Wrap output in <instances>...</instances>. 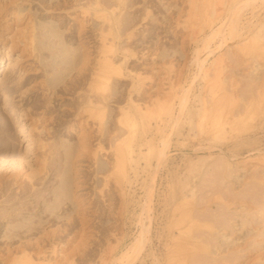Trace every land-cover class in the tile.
Segmentation results:
<instances>
[{"label":"rangeland","instance_id":"obj_1","mask_svg":"<svg viewBox=\"0 0 264 264\" xmlns=\"http://www.w3.org/2000/svg\"><path fill=\"white\" fill-rule=\"evenodd\" d=\"M72 1L17 2L21 3L19 7L23 10L22 15H30L25 24L20 23V29L32 27L29 31L35 30V53L27 50L22 54L19 51L18 55L13 56L11 60L15 63L18 58L30 59L24 63L27 75L22 78L16 69L7 82L9 91L0 88V253H5L10 248L12 257L19 255L18 246L30 248V251L26 250L29 253L32 250L36 252L39 248L48 252L46 260L35 261L34 258L32 264H128V259L129 264H171L168 255L174 247L173 239H168V224L172 211L178 204L176 210L183 211H175L176 218L183 213L189 215L190 211V215L195 213V218L201 217L204 220L205 217V221L198 219L199 224L208 223L207 229L202 228L204 225L201 229L207 232L206 236L208 232L211 233L207 239L203 236L209 243L205 241L202 245L209 252L206 249L205 252L201 251L203 248L200 246L197 250H200L198 258L204 253L207 258L211 254L209 258L212 261L209 260V264H216L212 263L215 260L218 261L217 264H221L222 260L225 262L226 259L222 258H227V254L229 260H226V264H232L233 261L237 262L233 264H264V0H256L254 3L249 0L243 3L244 6L241 4L244 0H124L121 7L111 8L110 5V10L116 12L109 16L112 22L110 26L113 28L108 27L106 20L92 16L89 24H86L87 30L82 29L80 21L74 20L73 16L76 12L80 13V7L73 8ZM62 4L61 10L59 8ZM239 4L242 8L245 5L248 7L242 12ZM238 8L241 9V14ZM28 23L31 25H27ZM247 28L252 33L248 34ZM215 31L218 33L213 36ZM104 40L108 45L110 42L112 50L103 54L114 63V70L106 86L95 77V72L98 71L96 69L104 56ZM5 45L0 40V47L4 51L10 46ZM211 50L213 53L209 52ZM29 52L33 54L32 58ZM205 52L210 55H207L205 68L199 71L198 58L205 56ZM87 53L89 61L86 59ZM0 75V79H3L4 72ZM93 86L96 90L89 94L88 89ZM98 86L101 87L100 90ZM188 87H192V90ZM95 94L96 97H93ZM84 95V99L87 95H92L93 102L102 98V104L99 99V103L95 101V106L96 111L100 109L104 113V116L97 113L94 119H90L91 122L89 120L87 129L85 128L89 133L88 137L91 135V139L84 140L88 144L90 157H78L82 148L78 144L81 133L79 128L69 129L71 119L74 122L76 119L80 122L86 120L87 116L76 111V104L84 101ZM184 99L188 103L186 114L189 115L182 116L183 120L176 127L178 131L172 128V121L168 122V127L161 126L162 129L165 127L164 134L168 135L170 132L172 138L170 148L166 150L167 160L163 162L166 165L162 163L158 166L159 171L155 172L158 151L163 148L162 140L165 139V136L162 137L163 132L161 134V129L160 132L155 130L156 138L152 145L156 146L157 155H151L147 145L142 150L145 155H140V142H128L124 130L121 129V112L133 104L146 106L148 112L145 117L156 125L155 118L159 114L166 120L170 119L169 115L173 111L178 115ZM11 108L14 112L27 109L30 113L17 120ZM33 110L36 111L31 114ZM70 112H74V115ZM140 120L137 116L136 121ZM32 121L36 122L35 127L38 129L35 128L34 133L47 144L44 150L37 147L39 152L33 149V153L40 156L47 151L43 155L46 160L45 167L38 163L30 167L25 161L30 159L24 158L28 142L18 135L21 126L26 123L28 129H32ZM38 126L43 127L39 129ZM161 138L163 139L160 140ZM158 146L161 149L158 150ZM67 147H72V150ZM93 153H96L95 157ZM35 159L33 156L31 161ZM114 167L119 171H113ZM13 168L18 173L11 176L8 172ZM155 175L157 197L155 196L152 203L148 194H151L149 191L154 184ZM108 176L113 178L111 180L110 177L108 186L104 188ZM120 177L121 181H117ZM74 178L88 180L89 184L81 192L93 204L88 214L93 225L86 232L81 231L79 208L72 196L75 190L72 182ZM204 182L209 184L208 187L203 185ZM173 193L180 194L179 200L171 198ZM217 195L218 200L215 197ZM219 195H222L221 198ZM170 199L174 203L171 204L173 201ZM223 200L224 205L221 204ZM184 201L191 204L187 206L188 202L185 204ZM228 205L230 207L226 209ZM203 207L207 210L204 211ZM146 208L149 210L145 212ZM199 209L204 211V217L203 214H196ZM70 219L76 221L74 226L68 225ZM209 223L216 228H210L214 232L209 231ZM143 225L149 231L146 234L148 243L145 242V249L136 252L134 248ZM223 225H227V228ZM236 245L242 246V252L240 250L236 253L239 249ZM188 247L186 251L192 257V254L197 253L193 248L199 246ZM222 251L226 253L225 256L221 254ZM136 253H139L138 256ZM214 253L217 254L215 257ZM18 255L14 257L19 258ZM47 255H51V258ZM0 264L7 263L0 260Z\"/></svg>","mask_w":264,"mask_h":264},{"label":"bare ground","instance_id":"obj_2","mask_svg":"<svg viewBox=\"0 0 264 264\" xmlns=\"http://www.w3.org/2000/svg\"><path fill=\"white\" fill-rule=\"evenodd\" d=\"M18 1H21V0H10V1H7V0H0V40H2L3 42H4V44H6V45H10V46H8L7 48H6V50L4 51V48L2 47H0V58H1V60H2V62H0V68H4L5 67V69H3V70H1L0 69V73L1 72H4V75H3V79H0L1 81H0V88H2L3 90H8L9 91V84L7 83L9 80H10V78H11V74H12V72L14 71V70H18V72H20L19 74H21V76H22V78H24V76L23 75H27V73H26V70H27V68L24 66V63H27L30 59L29 58H26V60H23V59H21V58H18V59H16V61H17V63H15L14 61H12L11 59L13 58V56H15L19 51H21L22 52V54L23 53H25L27 50H31V53L35 50V48H34V43H35V34H34V32H35V30L34 29H36V28H34L33 30L34 31H29V29H30V27H29V29L27 28V29H20V26H21V24L23 23V24H25L26 23V21H27V19L28 18H30V15L29 14H25V15H22V11L23 10H21L20 9V7H19V4H21V3H17ZM30 1V0H29ZM249 0H244L241 4H245V3H247ZM253 2V1H256V0H250L249 2ZM12 2V3H11ZM25 2V1H24ZM26 2H27V0H26ZM82 2V3H81ZM123 2H124V0H73L72 1V7L73 8H77V7H80V13H78L77 14V12H76V15H74L75 13V10H74V20H76V21H80V24L79 25H81V27H82V29L83 30H87V26H86V24H89V22H90V20L92 19L91 17L92 16H98V18H102V19H104V20H106V22L109 24V26L108 27H110V28H113L112 26H110L111 24H112V22H111V19L109 20V16H110V14H115L116 12H115V10H110V5H112L111 6V8H113V6H116V7H121L122 5H123ZM254 3V2H253ZM23 4V3H22ZM64 4H65V7H67L66 6V2H64ZM244 4H243V6H244ZM25 5V4H24ZM68 6H69V4H67ZM248 5H250V3L248 4ZM248 5H245V7L244 8H242L243 6H241L240 7V4H239V7L242 9V12H243V10L246 8V6L248 7ZM26 6V5H25ZM62 6H63V4L61 5V7L59 8V9H61L62 8ZM70 8V9H73V8ZM69 7H67V9H68ZM240 8H238L239 9V13L241 12V9ZM237 9V10H238ZM62 10V9H61ZM65 10V9H64ZM69 10V9H68ZM239 13H237V14H239ZM24 14V13H23ZM241 14V13H240ZM54 15V14H53ZM70 15V14H69ZM52 16V15H51ZM72 16V15H71ZM55 18V17H54ZM58 18V17H57ZM71 19H72V17H71ZM235 19V18H234ZM237 19V18H236ZM73 21V20H72ZM235 21H237V20H235ZM32 22V21H31ZM30 22V23H31ZM75 22V21H74ZM229 22H230V20H229ZM232 22V21H231ZM252 22V21H251ZM21 23V24H20ZM30 23H28L27 25H29ZM114 23H115V21H114ZM250 23V22H249ZM104 24V23H103ZM106 24V23H105ZM225 24H227V23H225ZM235 24V23H234ZM31 25V24H30ZM228 25V24H227ZM224 26H226V25H224ZM80 27V28H81ZM106 27H107V25H106ZM237 27V26H236ZM245 27H247V26H245ZM251 27V26H250ZM249 27V28H250ZM26 28V27H25ZM105 28V27H104ZM253 28V27H252ZM252 28H251V30H252ZM31 29H32V27H31ZM30 29V30H31ZM81 29V30H82ZM116 29H117V27H116ZM246 29V28H245ZM248 29V28H247ZM249 30V29H248ZM257 30V29H256ZM256 30H254V31H256ZM118 31V30H117ZM242 31H244V29H242ZM253 31V30H252ZM249 32L250 33H252L250 30L248 31V34H249ZM13 33V34H12ZM116 33V32H115ZM217 31H215L214 32V34H212L213 36L214 35H217ZM247 33V32H246ZM254 33V32H253ZM12 34V35H11ZM243 34V33H242ZM113 35V34H112ZM119 35V34H118ZM121 35V34H120ZM245 35V34H244ZM102 36V35H101ZM238 36V35H237ZM242 36V35H241ZM247 36V35H246ZM212 37V36H211ZM104 38V37H103ZM213 38V37H212ZM244 38V37H243ZM250 37L248 36V39H249ZM101 39V38H100ZM90 40V39H89ZM210 40V39H209ZM235 40V39H234ZM114 41V40H113ZM112 41V42H113ZM208 41V40H207ZM208 43V42H207ZM89 44V43H88ZM112 44V43H111ZM114 44V43H113ZM112 44V45H113ZM5 45V46H6ZM109 45H110V42H109ZM108 45V43L104 40V43H103V52H102V54L103 53H107V52H109L110 50H112V46H109ZM89 46V45H88ZM114 46V45H113ZM221 46H222V44H221ZM224 46V45H223ZM88 48V47H87ZM220 47H218V49H219ZM218 49H216V50H218ZM242 49H243V46H242ZM216 50H214V52L216 51ZM87 52H88V50H86ZM200 52L201 51H199V55H201L200 54ZM210 53H213V50H211V51H209ZM30 53V52H29ZM30 53V54H31ZM35 52H33V54H34ZM118 53V52H117ZM206 53V52H205ZM27 54V53H26ZM29 54V55H30ZM33 54H31L30 55V57L33 55ZM124 54V53H123ZM263 54V53H262ZM18 55V54H17ZM89 54L87 53L86 54V56H87V60L89 59L88 56ZM104 55V54H103ZM204 55V54H203ZM210 55V54H208V52L205 54V56H203V57H199L198 59V67H199V71H201V69L204 67V65H205V63H206V61H207V57ZM213 55V54H212ZM22 56V55H21ZM35 56V55H34ZM34 56H33V58H34ZM110 56V55H109ZM112 56V55H111ZM117 56V55H116ZM264 56V55H263ZM19 57V56H18ZM29 57V56H28ZM36 57V56H35ZM115 57V56H114ZM127 57V56H126ZM23 58V57H22ZM32 58V57H31ZM113 58V57H112ZM14 59V60H15ZM114 59V58H113ZM221 61H222V59H221V57L219 58ZM219 59H217V60H219ZM86 60V61H87ZM219 60V61H220ZM33 61H34V59H33ZM89 61V60H88ZM197 62V61H196ZM1 63H2V66H1ZM89 63V62H88ZM218 63V62H217ZM28 64H30V63H28ZM220 64H222V63H220ZM26 65V64H25ZM33 65V64H32ZM31 65V66H32ZM85 65V64H84ZM89 67V66H88ZM205 68V67H204ZM35 69H37V68H35ZM29 70V69H28ZM96 70H98L97 72H95V77H96V79H98L99 81H101L100 83H103V85L104 86H106L107 85V82H108V80H109V78L111 77L110 75H111V73H112V71L114 70V63L112 62V60L108 57V56H106V54L103 56V58H101V60H100V62H99V66H98V69H96ZM220 70V69H219ZM218 71V70H217ZM17 72V71H16ZM28 72V71H27ZM31 72V71H30ZM30 72H28V73H30ZM38 71H36V73H37ZM207 72V71H206ZM219 72V71H218ZM222 72V71H221ZM221 72H219V73H221ZM32 73H34V72H32ZM218 73V74H219ZM93 75H94V73H93ZM92 75V76H93ZM1 76V75H0ZM30 76H31V74H30ZM34 76H35V74H34ZM90 76V75H89ZM220 76V75H219ZM89 78V77H88ZM90 78H91V76H90ZM221 78V77H220ZM87 79V78H86ZM95 79V80H96ZM20 80H21V78H20ZM24 80V79H23ZM89 80H91V79H89ZM86 81V80H85ZM20 82H22V81H20ZM20 82H19V84H20ZM88 82V81H87ZM7 83V84H6ZM13 83V82H12ZM11 83V84H12ZM224 83V82H223ZM222 83V84H223ZM226 83V82H225ZM78 84H79V82H78ZM82 85V84H81ZM88 84H86V86H87ZM14 86H15V84H14ZM17 86V85H16ZM102 86V85H101ZM19 87V86H18ZM80 87V86H79ZM34 88H35V86H34ZM87 88V87H86ZM94 88V89H93ZM98 88H99V90L101 89V87H99L98 86ZM192 88V87H191ZM190 88V89H191ZM11 89V88H10ZM103 89V88H102ZM106 89V88H105ZM188 89H189V87H188ZM187 89V90H188ZM189 89V90H190ZM87 90V89H86ZM93 90H96V88H95V86H93L92 88H90V89H88V93L90 94V93H92L93 92ZM188 90V93L190 92ZM192 90V89H191ZM96 92V91H95ZM4 93V92H3ZM88 93H86V94H88ZM191 93V92H190ZM189 93V94H190ZM85 94V93H84ZM101 94V93H100ZM104 94V93H103ZM5 95V94H4ZM96 95L97 94H95V96H93V97H96ZM187 95V94H186ZM185 95V96H186ZM99 96H101V95H99ZM104 96V95H103ZM189 96V95H188ZM188 96H186V97H188ZM22 97V96H21ZM84 97H85V95L82 97L83 99H84ZM92 97V95L90 96V95H87V99L85 98L84 99V101H80V103H78V104H76V105H78V106H76V111L78 110L82 115L84 114L85 116H87V117H85L86 118V120L85 121H83V122H80V121H78L77 119H76V122H74V121H71L70 120V122L69 123H71L70 125H69V129L70 130H73V129H78L79 128V132L81 133V134H79V135H81L80 136V143H78L79 145H81V151H80V153H78V157H81V156H89V155H91V153L88 151V144L86 143V141H84L86 138H90V136L88 137V135H89V133H87V130H85V128L89 125V120L91 119H94L95 117H96V115H98V114H101L102 116H104L103 114L104 113H101L100 112V109H99V111H96L97 109V107L95 106V101H97V103H99V101H100V103L102 104V101H101V99L98 101V100H95L94 102H93V100L94 99H92L93 98ZM106 97V96H105ZM105 97H104V101H105ZM185 97V98H186ZM4 98H7L6 96L4 97ZM23 98V97H22ZM21 98V99H22ZM8 99V98H7ZM82 99V100H83ZM6 100V99H5ZM185 100V99H184ZM78 102V101H77ZM187 102V100H185V101H183L182 103H181V105H180V111L178 112V115L173 111V113H171L170 115H169V118L170 119H168V120H166L163 116H162V114L160 115H158L157 116V118H155V120H156V125H154L152 122H149L148 121V119L145 117L146 116V114H147V112H148V108L146 107V106H135L134 104L133 105H130L129 107H126V109H124L122 112H121V124L123 125L122 127L123 128H121L122 129V131L123 132H125V135H126V140L128 141V142H136V141H138V142H140V144L142 145V147H139V149L141 150V153H140V155L141 154H143L144 152H142V150H143V146H149L148 148L150 149L149 151H150V153H151V155H153V154H156L157 153V151H156V149H155V145H154V147H153V145L152 144H154V142H155V138H156V136H154V134H155V130L156 129H158V131H159V129H161V134H162V132H163V130L165 129V127H164V129H162L163 127H161V126H166L167 125V127H168V122L170 123L171 121H172V123H173V129H177L178 127H179V122H180V120L182 119V116L184 115H189V113H187L186 114V107L188 108V106H187V104L188 103H186ZM96 103V104H97ZM204 103H205V101H204ZM20 104V103H19ZM49 104V103H48ZM39 105V104H38ZM75 105V104H74ZM215 105V104H214ZM20 106H21V104H20ZM23 106V105H22ZM37 106V105H36ZM42 106V105H41ZM49 106V105H48ZM211 106H213V105H211ZM15 107V106H14ZM75 107V106H74ZM194 107V106H193ZM204 107H205V105H204ZM216 107V106H215ZM217 107H219L218 106V104H217ZM13 108V107H12ZM11 108V110H13ZM23 108H26V107H23ZM220 108V107H219ZM19 109H21V108H19ZM37 109V108H36ZM73 109V108H72ZM75 109V108H74ZM194 109V108H193ZM212 109H214L213 107H212ZM217 109V108H216ZM10 110V111H11ZM24 110H27V109H22V110H19V111H15L14 112V110L12 111L14 114H15V116L17 117V120H18V118H22V117H26L29 113H30V110H29V112H28V110L27 111H24ZM103 110V109H102ZM190 110V113H191V108L189 109ZM189 110H187L188 112H189ZM205 110V109H204ZM210 110H211V108H210ZM219 110V109H218ZM217 110V111H218ZM35 111L36 110H33V112H31V114L33 113H35ZM72 111V110H71ZM106 111V109L104 110V112ZM212 111V110H211ZM210 111V112H211ZM216 111V112H217ZM11 112V113H12ZM28 112V113H27ZM198 112V111H197ZM98 113V114H97ZM211 113H214V111L213 112H211ZM219 113H220V111H219ZM218 113V114H219ZM27 114V115H26ZM41 114V113H40ZM43 114V113H42ZM69 114V113H68ZM70 114L72 115H74V112H70ZM80 114V115H81ZM198 114V113H197ZM202 114V113H201ZM222 114V113H221ZM220 114V115H221ZM10 115H12V114H10ZM78 116V117H81V116ZM100 115V116H101ZM191 115H193V114H191ZM216 115V114H215ZM220 115H218V116H220ZM29 116H31V115H29ZM33 116V115H32ZM31 116V117H32ZM36 116V115H35ZM37 116H40V115H37ZM42 116V115H41ZM56 116V115H55ZM55 116H54V118H55ZM67 116V115H66ZM100 116H97V117H100ZM140 117V121H136V117ZM208 116V115H207ZM14 117V116H13ZM12 117V118H13ZM45 117V116H44ZM47 117V116H46ZM70 117V116H69ZM215 117V116H214ZM74 118V117H73ZM188 118V117H187ZM191 118V117H190ZM25 119V118H24ZM27 119V118H26ZM25 119V120H26ZM36 119V118H35ZM44 119V118H43ZM64 119H66V118H64ZM154 119V118H153ZM217 119H218V117H217ZM33 120V119H32ZM51 120V119H50ZM75 120V119H74ZM84 120V119H83ZM91 120H90V122H91ZM135 120V121H134ZM183 120V119H182ZM181 120V121H182ZM24 121V120H23ZM52 121V120H51ZM50 121V122H51ZM15 122V121H14ZM33 123H34V121H32ZM31 122V126H33V128L32 129H28V125H27V123L25 124V125H23V126H21L22 128H21V130H20V133H19V135L18 136H21L23 139H24V141H26V142H28V145H27V147H26V152H25V154H24V158L25 159H30V160H25L26 161V163H28L29 164V166L30 167H32V166H34L35 164H39L40 166H44L45 167V158H44V153L46 152V154H47V151L45 150V152L43 153V155H41V156H43V157H41L39 154H35V153H33V149H38L37 147H39V148H41L42 150H44V149H46V146H47V144L46 143H44L42 140H40V138L34 133V129L36 128L37 129V127H35V126H37L35 123H34V125H33V123ZM39 122V121H38ZM41 122V121H40ZM43 122V121H42ZM60 122V121H59ZM61 122H63L62 121V119H61ZM66 122H67V120H66ZM18 123V122H17ZM20 123V122H19ZM18 123V124H19ZM24 123V122H23ZM47 123V122H46ZM46 123H45V125H46ZM51 123H53V122H51ZM77 123V124H76ZM22 124V123H21ZM39 124V123H38ZM61 124V123H60ZM101 124V123H100ZM20 125V124H19ZM44 125V124H43ZM44 125V126H45ZM59 125V124H58ZM39 127H41V126H38V128ZM43 127V126H42ZM42 127H41V129H42ZM47 127V126H46ZM177 127V128H176ZM93 128V127H92ZM101 128V127H100ZM169 128H170V126H169ZM40 129V128H39ZM87 129V128H86ZM172 129V130H173ZM38 130V129H37ZM44 130H46V129H44ZM201 130V129H200ZM199 130V131H200ZM203 130H205L204 128H203ZM18 131V130H17ZM47 131V130H46ZM51 131V130H50ZM91 131V130H90ZM176 131H178V130H176ZM19 132V131H18ZM57 132V131H56ZM73 132V131H72ZM99 132V131H98ZM160 132V131H159ZM173 132H175V131H173ZM192 132V131H191ZM198 132V131H197ZM201 132V131H200ZM207 132V131H206ZM211 132V131H210ZM209 131H208V133L209 134H211ZM77 133V132H76ZM92 132H90V134H91ZM167 133V132H166ZM171 133H172V131H171ZM178 133H180V132H178ZM50 134H51V132H50ZM69 134V133H68ZM124 134V133H123ZM160 134V133H159ZM160 134V135H161ZM163 134H164V132H163ZM170 134V132H168V135L167 134H164L162 137L164 138V136H165V139L164 140H162L163 138H161L160 140H162V142H163V148L161 149V146H158V147H160V148H158V150L159 149H161L160 151H158V156H157V158H158V160L157 159H155V160H157L158 161V164H157V171H155V172H158L159 171V169H160V167H158L159 165H161L163 162H165L166 160H167V153H166V150L168 149V147L170 148V138H172L171 137V135H169ZM173 134V133H172ZM205 134H207V133H205ZM121 135H122V133H121ZM166 135H167V138H166ZM180 135V134H179ZM184 135V134H183ZM190 135V134H189ZM198 135V134H197ZM196 135V136H197ZM208 135V134H207ZM48 136H49V134H48ZM47 136V137H48ZM51 136H52V134H51ZM70 136V135H69ZM174 136V135H173ZM176 136V135H175ZM20 137V138H21ZM54 137V136H53ZM52 137V138H53ZM122 137V136H121ZM160 137V136H159ZM158 137V138H159ZM43 138V137H42ZM44 139H46V138H44ZM91 139V138H90ZM19 140V139H18ZM73 140V139H72ZM124 140V139H123ZM126 140H124V141H126ZM159 140V141H160ZM22 141V140H21ZM45 141V140H44ZM158 141V140H157ZM48 142V141H47ZM161 142V141H160ZM172 142V141H171ZM22 143V142H21ZM137 143V142H136ZM210 143V142H209ZM57 144H59V143H57ZM50 145V144H49ZM77 145V144H76ZM79 145H77V146H79ZM129 145H130V143H129ZM68 146V145H67ZM71 146V145H70ZM209 146V145H208ZM50 147V146H49ZM74 148V147H73ZM76 148V147H75ZM134 148V147H133ZM67 149H71L72 150V147L70 148H68L67 147ZM90 149V148H89ZM97 150H99L100 149V147H99V149L98 148H96ZM102 149V148H101ZM155 149V150H154ZM78 150V149H77ZM96 150V151H97ZM38 152H39V150H37ZM49 152L51 151L50 150V148H49V150H48ZM121 151V150H120ZM129 151V150H128ZM134 150H132V152H133ZM146 151H147V149H146ZM145 151V152H146ZM70 153H71V155H72V152L71 151H69ZM94 152H95V150H94ZM131 151H130V154L132 153ZM140 152V151H139ZM55 153V152H54ZM53 153V154H54ZM97 153V152H96ZM96 153H93V156L95 157V155H96ZM41 154V153H40ZM52 154V153H51ZM135 154H136V152H135ZM147 154V153H146ZM144 155H145V153H144ZM143 155V156H144ZM148 155V154H147ZM157 155V154H156ZM35 157L36 159L35 160H32L31 161V158L32 157ZM50 157V156H49ZM90 157V156H89ZM151 157V156H150ZM76 158V157H75ZM82 158H84V157H82ZM97 158V157H96ZM131 158V157H130ZM141 158V157H140ZM144 158V157H143ZM153 158V157H152ZM90 159V158H89ZM145 159V158H144ZM148 159V158H147ZM83 160V159H82ZM85 160V159H84ZM87 160V159H86ZM142 160V159H141ZM169 160V159H168ZM22 161V160H21ZM49 161V160H48ZM137 161H138V159H137ZM23 162V161H22ZM42 162H44V163H42ZM136 162V161H135ZM139 162V161H138ZM144 162V161H143ZM25 163V164H26ZM48 163V162H47ZM50 163V162H49ZM147 163V162H146ZM22 164V163H21ZM28 164H26V165H28ZM137 164V163H136ZM139 164V163H138ZM137 164V165H138ZM144 164V163H143ZM22 165H24V163L22 164ZM163 165H164V163H163ZM165 165H166V163H165ZM164 165V166H165ZM114 166V165H113ZM25 167V166H24ZM148 167V166H147ZM156 167V166H155ZM20 168V167H19ZM159 168V169H158ZM1 169H2V167H1ZM8 169V168H7ZM14 169V168H13ZM9 170V172H8V170H7V172L8 173H10L11 174V176L12 175H15L16 173H18L17 172V170L16 169H14V170ZM112 169V168H111ZM116 169L119 171V169L116 167H114V170L113 171H116ZM147 169V168H146ZM137 170V169H136ZM144 170H145V168H144ZM153 170V169H152ZM4 171V170H3ZM176 171H179V170H176ZM6 172V171H5ZM24 172V171H23ZM7 173V174H8ZM106 173V172H105ZM122 173H124V172H122ZM168 173H169V171H168ZM171 173V172H170ZM169 173V174H170ZM80 173H78V175H79ZM103 174V173H102ZM160 174H161V172H160ZM3 175V174H2ZM17 175V174H16ZM37 175V174H36ZM139 175V174H138ZM167 175V174H166ZM173 175H175V174H173ZM178 175V174H177ZM88 176H89V174H88ZM112 176H114V174L112 175ZM112 176H108L109 177V179L107 180V182L105 181V187L104 188H106L107 186H108V184H109V182H110V177H111V180H112ZM16 177V176H15ZM107 177V178H108ZM139 177V176H138ZM168 177V176H167ZM172 177V176H171ZM171 177H169L170 178V181H171ZM6 178V177H5ZM12 178V177H11ZM84 178V177H83ZM1 179V178H0ZM14 179V178H13ZM21 179V178H20ZM121 177H120V179H118L117 181H121ZM153 181H154V184H153V186H152V188H151V190L149 191V193L151 192V194H148V197L150 196V201L153 203V201H154V199H155V196H156V185H157V177H156V175L153 177ZM161 179V178H160ZM181 179V178H180ZM16 180V179H15ZM162 180V179H161ZM203 180V179H202ZM160 181V180H159ZM178 181H179V179H178ZM206 181V180H205ZM72 182L75 184V190L73 191L74 193H73V198H74V200L76 199V203H77V205H78V208H79V213H78V215L80 216V220H78L80 223H79V225H80V228H81V231H83V232H86L87 230H89V229H91L92 228V220L89 218V216H88V214H89V212H90V210L92 209V203H91V201L90 200H88L87 199V197H86V194H84V193H81L82 192V190H84L85 189V186L86 185H89L88 184V180L86 181L85 179L84 180H82L81 178H74V181L72 180ZM92 182V181H91ZM115 182V181H114ZM214 182V181H213ZM153 183V182H152ZM209 183V182H208ZM195 184V183H194ZM115 185H116V183H115ZM168 185V184H167ZM170 185V184H169ZM171 185H173V184H171ZM203 185L204 186H207L208 187V185L209 184H207V183H203ZM202 185V186H203ZM103 186V185H102ZM161 186V185H160ZM200 186V185H199ZM212 186V185H211ZM210 186V187H211ZM207 187H205V189L207 188ZM89 188V187H88ZM171 188H172V186H171ZM199 188V187H198ZM202 188H204V187H202ZM200 189H201V187H200ZM199 189V190H200ZM87 190V189H86ZM121 190H122V188H121ZM120 190V191H121ZM172 190H173V188H172ZM202 190V189H201ZM170 191V190H169ZM79 192H80V194H79ZM123 192H124V190H123ZM122 192V193H123ZM171 192V191H170ZM169 192V193H170ZM173 192V191H172ZM101 193H103V192H101ZM199 193V192H198ZM168 194V193H167ZM190 194V193H189ZM120 195L121 196H123V194H121L120 193ZM192 195V194H191ZM125 196V195H124ZM170 196V195H169ZM188 196V195H187ZM200 196V195H199ZM220 197L219 198H221V196L222 195H219ZM71 197V196H70ZM112 197V196H111ZM157 197V196H156ZM160 197V196H159ZM159 197H158V199H159ZM179 197H180V194H175V193H173L172 194V197L171 198H173L174 200H179ZM216 198L218 197V195L217 196H215ZM72 198V197H71ZM105 198V197H104ZM215 198V199H216ZM113 199V198H112ZM167 199V198H166ZM186 199V198H185ZM192 199V198H191ZM212 199H214V197L212 198ZM211 199V200H212ZM224 199V198H223ZM95 200V199H94ZM172 199H170V201H171ZM194 200V199H193ZM217 200H218V198H217ZM225 200V199H224ZM222 201L221 202V204H223L224 205V202L225 201ZM60 201V200H59ZM150 201H149V203H150ZM173 201V200H172ZM196 201V200H195ZM207 201H209V200H207ZM214 201V200H213ZM212 201V202H213ZM220 201H221V199H220ZM228 201V200H227ZM227 201H226V203H227ZM169 202V201H168ZM185 202H188V201H184V203ZM205 202L206 201H204V204H205ZM211 202V203H212ZM216 202V200L214 201V203ZM66 203V202H65ZM172 203H174V201L173 202H171V204ZM180 203H182V202H180ZM179 203V204H180ZM183 203V205L185 206V204ZM201 203V202H200ZM208 203V202H207ZM209 203H210V201H209ZM220 203V202H219ZM234 203V202H233ZM170 204V203H169ZM188 204H191V203H187V206H188ZM199 204V203H198ZM202 204V203H201ZM201 204H199L200 206H202ZM203 204V205H204ZM228 204H230V203H228ZM183 205H182V207H183ZM193 205H194V202H193ZM192 205V206H193ZM198 205V206H199ZM205 205H207V204H205ZM223 205H221L222 207H224ZM232 205V204H231ZM176 206H178V204L177 205H175V209H173V213L171 214L172 216H171V218H170V224H168L169 225V231H168V234H169V236H168V239H169V237H171L173 240V250H171V252H170V254L168 255V257H169V261L170 262H172L173 264H205V262L208 260V262H206V263H208L209 264V260H210V258H209V256L211 255V254H209L208 255V258L207 257H205L204 255L206 254V253H204L205 252V250L204 249H206V246H205V248H203L202 247V245L204 244V242L205 241H207V240H205V238L207 237V236H209V235H211V233H209L208 232V235L206 236V234L205 233H207V232H204L202 229H201V227L204 229V228H206L207 229V227H206V224H208V223H204V222H200L201 224H199V222H198V219H199V221L201 220L200 218L201 217H198V218H195V217H197L196 215H195V213H194V215L191 213V215H190V211H189V215L188 214H186V213H183L182 215H181V217H179V218H176L175 217V214L177 213H175V211H178V212H180V210H182L183 211V209H180V210H176L177 208H176ZM199 206V207H200ZM208 206V205H207ZM179 207V206H178ZM214 207V206H213ZM230 207V205H228V207H226V209L227 208H229ZM94 208V207H93ZM183 208H185V207H183ZM190 208H192V207H190ZM204 208V207H203ZM202 208V209H203ZM210 208V207H209ZM209 208H208V211H209ZM221 208V207H220ZM102 209V208H101ZM105 209V208H104ZM109 209V208H108ZM145 209V208H144ZM147 209V208H146ZM202 209H199L198 210V213L196 212V214H203V216L202 217H204V211H206L207 209L206 208H204L203 210ZM110 210V209H109ZM149 209H147V210H145V212L146 211H148ZM170 210V209H169ZM185 210V209H184ZM202 210V212H200ZM210 210H211V208H210ZM224 210H225V208H224ZM103 211H105V210H103ZM223 211V210H222ZM47 212V211H46ZM151 212V211H150ZM186 212V211H185ZM193 212V211H192ZM148 213V212H147ZM188 213V212H187ZM149 214V213H148ZM205 214H207V216L209 215L208 213H206L205 212ZM168 215H169V212H168ZM179 215V214H178ZM219 215V214H218ZM78 216V217H79ZM148 216H150V215H148ZM154 216V215H153ZM199 216V215H198ZM47 217V216H46ZM73 217V216H72ZM143 218V217H142ZM150 218V217H149ZM207 218H209V217H206V219ZM216 218V217H215ZM65 219V218H64ZM68 219V218H67ZM66 219V220H67ZM168 219V218H167ZM204 220H201V221H205V217L203 218ZM210 219V218H209ZM149 220V219H148ZM150 220H151V218H150ZM100 221V220H99ZM207 221V220H206ZM49 222V221H48ZM48 222H46V223H48ZM51 222V221H50ZM139 222H140V220H139ZM168 222V221H167ZM211 222V221H210ZM143 223V222H142ZM141 223V224H142ZM145 223V222H144ZM224 223H225V221H224ZM229 223V222H228ZM76 224V221L75 220H73V219H70V224H68L69 226H74ZM210 224V223H209ZM221 224V223H220ZM46 225H48V224H46ZM229 225V224H228ZM190 226V227H189ZM210 227H209V231L212 229V227L213 226H211V224L209 225ZM218 226V225H217ZM225 228H227L225 225H223ZM71 228V227H70ZM77 228V227H76ZM149 228H150V226H149ZM211 228V229H210ZM214 228V227H213ZM43 229V228H42ZM67 229V228H66ZM224 229V228H223ZM230 229V228H229ZM228 229V230H229ZM148 229H146L145 228V226L143 225L142 226V231H141V233H140V236L138 237V240L136 241V244H137V246L134 248V250L136 251V252H141L143 249H145L144 247H145V242H146V234H147V232H149V231H147ZM214 230H216V228H214ZM227 230V229H226ZM227 230V231H228ZM231 230V229H230ZM50 231V230H49ZM78 231V230H77ZM207 231V230H206ZM211 231H213V230H211ZM217 231H218V228H217ZM225 231V230H224ZM53 233H55L54 232V230L52 231ZM57 232V231H56ZM73 232V231H72ZM76 232V231H75ZM214 232V231H213ZM220 232V231H219ZM222 232H223V230H222ZM63 233H65V232H63ZM67 233V232H66ZM216 233V232H215ZM214 233V234H215ZM224 233V232H223ZM43 234V233H42ZM150 234V233H149ZM176 234H177V236H176ZM217 234H218V232H217ZM217 234H216V236H217ZM220 234V233H219ZM57 235H59V234H57ZM65 235V234H64ZM205 235V238L203 237ZM219 237H220V235H218ZM11 237V236H10ZM14 237V236H13ZM84 237V236H83ZM210 237H212V236H210ZM213 237H215V236H213ZM234 237V236H233ZM251 237V236H250ZM254 237V236H253ZM41 238V237H40ZM53 238V237H52ZM167 238V237H166ZM165 238V239H166ZM252 238V237H251ZM11 239V238H10ZM13 239V238H12ZM45 239V238H44ZM85 239V238H84ZM207 239V238H206ZM215 239V238H214ZM250 239V238H249ZM248 239V240H249ZM253 239V238H252ZM213 240V239H212ZM227 240V239H226ZM150 241V240H149ZM209 241V240H208ZM206 242V243H209V242ZM40 241H38V243H39ZM85 242V241H84ZM247 242V241H246ZM27 243V242H26ZM56 243V242H55ZM58 243V242H57ZM146 243H148V242H146ZM210 243H211V241H210ZM214 244L216 243V241H214L213 242ZM212 243V244H213ZM232 243V242H231ZM238 243V242H237ZM41 244V243H40ZM39 244V245H40ZM72 244V243H71ZM168 244V243H167ZM200 244V245H199ZM220 244V243H219ZM225 244V243H224ZM233 244H235V243H233ZM240 244V243H239ZM246 245H248L247 243H245ZM28 245V244H27ZM54 245V244H53ZM84 245V244H83ZM172 245V244H171ZM170 245V246H171ZM190 245H193L194 247H197V246H199L198 248H193V249H196V251L200 248V246H201V251H203L204 250V252H202V253H204V255H202L201 257H197V256H199L198 254L200 253L199 251H197V253H195V252H193V253H195V254H197V255H195V254H192V257H189V255L190 254H188L187 253V251H186V249L188 248L189 249V247L188 246H190ZM197 245V246H196ZM211 245V244H210ZM242 245V244H241ZM246 245H244V246H246ZM55 246H56V244H55ZM216 246H218V245H216ZM222 246H223V243H222ZM226 246V245H225ZM232 246V245H231ZM235 246V245H234ZM208 247V246H207ZM214 247V246H213ZM219 247V246H218ZM220 247H221V244H220ZM227 247V246H226ZM229 247H230V244H229ZM236 247H239V246H237L236 245ZM235 247V249H237ZM242 246H240L239 247V249H238V251H236V253H238L240 250H241V252H242V249H240ZM7 248V247H6ZM5 248V249H6ZM17 248V247H16ZM54 249H56L55 247H53ZM172 248V247H171ZM28 248L27 247H20L19 248V246H18V249H17V252L19 253V258L17 257H14V256H17L15 253H16V251H15V255H13V257H12V251H11V249L9 248H7L6 249V251H5V253L3 252V253H0V260L2 261V262H5V263H7V264H32L33 262H32V260H34V258H35V261H37V259H38V261H40L41 259L43 260H46L47 259V257H46V254H48V252L46 253V251H44V249H38V251H34V250H32V252H33V254H32V252H27V251H30L31 249L29 248L28 250H27ZM53 249V250H54ZM170 249V248H169ZM191 249V248H190ZM215 249L216 250H218L217 249V247H215ZM231 249H233V247L231 248ZM250 249V248H249ZM16 250V249H15ZM27 250V251H26ZM133 250V249H132ZM168 250V249H167ZM208 249H206V252H209V251H207ZM228 250H229V248H228ZM234 250V249H233ZM246 250V249H245ZM251 250V249H250ZM170 251V250H169ZM191 251V250H190ZM194 251V250H193ZM219 251H221V250H219ZM232 251V250H231ZM231 251H228V252H230L229 254L230 255H232V252ZM249 251V250H248ZM252 251V250H251ZM1 252V251H0ZM35 252V253H34ZM54 252H55V250H54ZM54 252H52V253H54ZM129 252V251H128ZM128 252H125L126 254L128 253ZM134 252V251H133ZM240 252V253H241ZM189 253H192V252H189ZM201 253V254H202ZM218 253H220V252H218ZM234 253V252H233ZM250 253V252H249ZM55 255H56V253H54ZM126 254H124V256L126 255ZM137 254V256H138V254L139 253H136ZM222 255L224 254L223 253V251H222V253H221ZM226 254V253H225ZM225 254H224V256H225ZM235 254V253H234ZM233 254V255H234ZM129 255H131V254H129ZM129 255H127V256H129ZM207 255V254H206ZM213 255V254H212ZM217 255V254H216ZM215 255V253H214V257L216 256ZM219 255V254H218ZM229 255V256H230ZM47 256H49V255H47ZM61 256V255H60ZM193 256H195V257H193ZM204 256V257H203ZM236 256V255H235ZM245 256V255H244ZM243 256V257H244ZM50 258H51V255L49 256ZM132 257V256H131ZM167 257V258H168ZM218 257V256H217ZM222 257V256H221ZM226 257L228 258V256H227V254H226ZM237 257H240L239 255H237ZM49 258V259H50ZM129 258H130V256H129ZM156 258V257H155ZM227 258H222V259H226L227 260V262H228V260H229V258L227 259ZM236 258V257H235ZM234 258V259H235ZM240 258H242V257H240ZM239 258V259H240ZM260 258H261V256H260ZM158 259V258H157ZM161 259V258H160ZM191 259V260H190ZM212 259V258H211ZM216 259V258H215ZM221 259V258H220ZM232 260H234L233 258H231ZM231 259H230V261H231ZM237 259V258H236ZM43 260V261H44ZM52 260V259H51ZM50 260V261H51ZM127 260V259H126ZM134 260V259H133ZM135 260H137V258H135ZM219 260V259H218ZM226 260H225V262H226ZM48 261V260H47ZM46 261V262H47ZM131 261V260H130ZM140 261H142V259L140 260ZM191 261V262H190ZM210 261H212V260H210ZM216 261V262H215ZM214 262H212V263H218V261L217 260H215ZM220 261V260H219ZM223 261V263H225L224 262V260H222ZM237 261H238V259H237ZM133 262H135V261H133ZM235 261H233L232 262V264L234 263ZM49 263V262H48ZM159 263V262H158ZM171 263V264H172ZM211 263V262H210ZM221 264H223L222 262H220ZM235 263H237V262H235ZM50 264V263H49ZM124 264H126V263H124ZM128 264H129V259H128ZM130 264H132V263H130ZM167 264H168V262H167ZM226 264V263H225Z\"/></svg>","mask_w":264,"mask_h":264}]
</instances>
